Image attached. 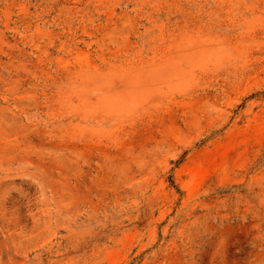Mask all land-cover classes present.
Here are the masks:
<instances>
[{
	"label": "rangeland",
	"instance_id": "1",
	"mask_svg": "<svg viewBox=\"0 0 264 264\" xmlns=\"http://www.w3.org/2000/svg\"><path fill=\"white\" fill-rule=\"evenodd\" d=\"M0 264H264V0H0Z\"/></svg>",
	"mask_w": 264,
	"mask_h": 264
}]
</instances>
